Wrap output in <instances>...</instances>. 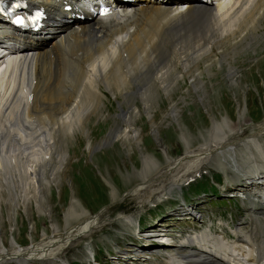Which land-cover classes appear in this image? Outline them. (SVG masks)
<instances>
[{"label": "bare ground", "instance_id": "obj_1", "mask_svg": "<svg viewBox=\"0 0 264 264\" xmlns=\"http://www.w3.org/2000/svg\"><path fill=\"white\" fill-rule=\"evenodd\" d=\"M27 2L31 6H44L48 17L43 27L45 31L23 36L26 45L22 52L31 55H27L28 58L24 60L25 71L13 75L19 80L17 89L13 93L12 90H6L2 95L6 97L0 106V142L14 139V127L11 126L22 127L30 134L38 127L47 130L50 138L48 147L54 152L61 151L65 138L83 128L91 113L103 105V87L123 97L129 105L127 110L120 108L117 115L130 127L135 121L134 114L139 111L135 112L136 103L129 96L136 97L145 106V112L149 113L148 103L152 102L154 92L162 89L168 93L172 83H178L175 76L177 65H181L183 75L196 72L198 75L195 76L198 77L195 78H199L204 71L213 73L215 64L222 63V55L238 53V45H256L264 34V0H220L218 11L225 6L220 15L211 5L197 0H135L129 3V12H113L110 16L98 18L87 13L88 17L83 21H74L78 24L76 26L58 19L63 16L72 17V11L63 8L70 3L69 0ZM0 24L7 36H14L8 30V22L1 16ZM226 45H229L227 49ZM194 56L196 59H193ZM204 59V67H199V62ZM234 72L228 71L227 75ZM195 78H192L191 85L202 88L204 79ZM25 80L28 89L21 94ZM115 124H118L116 120ZM119 129L111 126L107 138L116 139ZM122 131L128 134L126 130ZM258 131L264 132V126ZM258 131L243 139V142L257 148L264 160V146L257 137ZM232 136L229 137L213 120L209 142L200 143L199 147L193 149L187 146L180 157L171 159L167 148L162 146L169 159L161 169L147 155H143V176H146L149 164L157 167L154 171L156 174L144 178L134 187L132 194L143 202L151 194L162 192L167 185L171 187L180 183L203 163L211 162L218 155L224 157L228 146L222 142L228 140L235 143L238 137ZM183 139L186 144L187 140ZM107 143L109 141L104 142ZM231 148L234 149V146ZM249 152L250 157L256 161L251 147ZM6 165L5 159L0 157V168H9L10 164ZM237 167L245 176V182H248L244 186L264 200V177L251 176L249 170H244L239 164ZM100 214L87 224L89 217L95 216L89 214L70 231L53 233L27 248L16 247L7 257L4 256L6 247L3 245L0 249V264H4L12 255L23 256L25 259L56 256L67 244L88 234L89 230L92 231L95 225L98 228L97 223L103 222ZM254 218L259 220L256 216ZM250 228L235 230L234 239L229 238L225 232L220 236V233L202 230L186 236L187 242L182 239L181 242L169 244L167 247L172 248L160 255L159 259H150V264H230L229 253L234 250L248 254L249 264H263L264 236L256 224Z\"/></svg>", "mask_w": 264, "mask_h": 264}, {"label": "rangeland", "instance_id": "obj_2", "mask_svg": "<svg viewBox=\"0 0 264 264\" xmlns=\"http://www.w3.org/2000/svg\"><path fill=\"white\" fill-rule=\"evenodd\" d=\"M257 41L253 46L238 45L236 54L222 55V63L215 64L213 73L204 71L199 78H195L198 75L196 72V76L193 73L183 75L181 65H177L175 76L178 83H172L168 93L162 89L154 92L152 102L148 103L149 113L145 112V106L136 97L129 96L136 103L135 112L139 111L134 114L135 121L130 127L117 115L120 108L127 110L129 105L124 102L123 97L103 87V105L91 113L83 128L65 138L61 151L49 149L50 138L46 129L37 127L30 134L22 127L11 126L14 127V139L0 142V157L5 159L7 165L10 164L8 169L0 168V249L3 245L6 247L5 257L16 247L27 248L31 242L36 243L42 238L50 237L51 226H55V233L70 231L73 226L90 216L88 213L96 212L107 201L112 200L113 203L103 207L100 212L103 222L97 223L98 228L95 225L92 231L89 230L88 234L67 244L56 256L25 259L23 256L12 255L4 264H94L92 253L101 261L117 263L116 252L122 253L119 249H137L151 240L139 241L135 237L140 236L135 232L137 222L143 226L142 230L163 222L170 232L179 233L169 229L170 224V227L176 225V228H189L188 233L195 232L192 227L187 226L189 218L168 219L169 214L164 215L166 211L173 212L179 206L176 200L170 199L172 195L167 187L162 195L159 192L153 193L143 202L132 191L144 178L156 174L154 171L157 167L161 169L166 166L169 158L165 156L162 146L167 148L171 159H176L184 153L187 146L193 149L199 147L200 143L209 142L213 120L230 137L240 128L241 131L235 134L246 135L250 124L264 118V34ZM227 46L229 45L225 46L226 49ZM205 62L206 59L199 62V67H204ZM192 70L191 66V72ZM227 70L236 72L227 75ZM192 78L204 79L202 88H194L191 85ZM115 120L119 125H114ZM260 124L264 126V119ZM111 126L116 129L120 127L116 139L107 138ZM122 130H126L128 134H124ZM259 132L257 134L262 133ZM183 138L187 140L186 144ZM105 141L109 143L104 144ZM239 148L243 149V146ZM143 155H147L158 165L153 167L149 164L146 176L142 174ZM229 155L237 171L240 172L238 164L244 170L252 171L247 168L250 158L245 166L242 162H237V158L241 161L238 155L237 158L233 154ZM218 156L213 158L211 166L216 169V173L226 176L227 180L221 182V188L222 184L226 188L228 184L233 186L241 181V177L230 166L226 165L224 169L218 167L215 162L219 161ZM243 156L246 157V154L241 153V158ZM225 163L227 162L222 164ZM130 187H133L130 194H124ZM224 188H218V194L225 199V203L220 202L225 205H221L213 202L220 195L196 193L189 186L185 198L189 204L198 207V224L204 222L209 225L208 219L212 217H215L214 224L218 223V217H222L223 221L230 220L227 215L220 216V213H231L236 221H241L240 218L245 216V207L251 204L249 199L252 196L246 194L245 199L230 196L227 188ZM212 190L216 191L215 188ZM71 203L74 204L70 213ZM149 208L159 209L162 214L155 216L157 212L151 213ZM127 213H134L131 222L123 216ZM94 214L86 221L87 224L99 213ZM243 226L249 227L247 224ZM152 248L156 251L167 250L156 246ZM149 253L148 250L145 251V255ZM129 260L120 263L128 264ZM134 260L133 264H138L137 261L147 263L143 259Z\"/></svg>", "mask_w": 264, "mask_h": 264}]
</instances>
